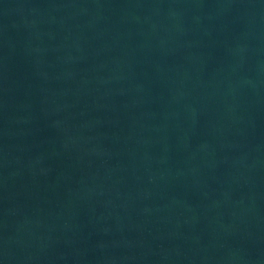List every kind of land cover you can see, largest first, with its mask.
<instances>
[{
	"label": "water",
	"instance_id": "95a60500",
	"mask_svg": "<svg viewBox=\"0 0 264 264\" xmlns=\"http://www.w3.org/2000/svg\"><path fill=\"white\" fill-rule=\"evenodd\" d=\"M0 264H264V0H0Z\"/></svg>",
	"mask_w": 264,
	"mask_h": 264
}]
</instances>
